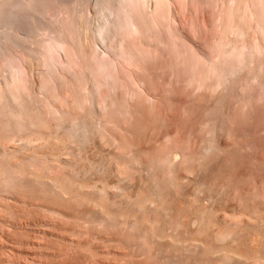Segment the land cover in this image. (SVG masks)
I'll list each match as a JSON object with an SVG mask.
<instances>
[{
    "label": "rangeland",
    "instance_id": "obj_1",
    "mask_svg": "<svg viewBox=\"0 0 264 264\" xmlns=\"http://www.w3.org/2000/svg\"><path fill=\"white\" fill-rule=\"evenodd\" d=\"M118 4L0 0V264H264V0Z\"/></svg>",
    "mask_w": 264,
    "mask_h": 264
},
{
    "label": "bare ground",
    "instance_id": "obj_2",
    "mask_svg": "<svg viewBox=\"0 0 264 264\" xmlns=\"http://www.w3.org/2000/svg\"><path fill=\"white\" fill-rule=\"evenodd\" d=\"M98 1V0H97ZM126 1H129V0H118V3L119 4H123L124 2H126ZM131 1V0H130ZM21 2V1H20ZM20 2H18V4L20 3ZM30 2V1H29ZM133 2V1H132ZM14 3H15V1H14ZM17 3V2H16ZM118 4V5H119ZM130 4V3H129ZM125 5V4H124ZM17 6V5H16ZM122 6V5H121ZM130 6V5H129ZM131 6H132V4H131ZM23 8H24V6H23ZM22 9V8H21ZM122 9H123V7H122ZM129 9V8H128ZM2 10V9H1ZM116 10V9H115ZM124 10H125V8H124ZM4 10H2V12H3ZM15 11H18L19 12V9L18 10H15ZM14 11V9L12 10V12H11V15H16L17 14V12H15ZM123 11V10H122ZM121 11V12H122ZM5 12H7V11H5ZM112 12V11H111ZM22 14V13H21ZM37 14V13H36ZM4 15V14H3ZM17 16H18V14H17ZM68 16V15H67ZM10 17H12V16H10ZM1 18V17H0ZM54 18V17H53ZM2 19V18H1ZM1 21V20H0ZM6 21H7V23H8V20L6 19ZM21 21V20H20ZM2 22V21H1ZM4 22H5V20H4ZM6 23V22H5ZM4 25V24H3ZM11 25V24H10ZM5 27V26H4ZM9 30L10 31H8L9 32V35H13V33H17V32H13L12 34L10 33V32H12L11 30V28H10V26H9ZM56 31V30H55ZM102 31H103V29L101 28V30H99V32H97L98 33V35L100 36L101 35V33H102ZM6 35V34H5ZM7 35H8V33H7ZM52 35V34H51ZM97 35V34H96ZM103 35V34H102ZM6 37H9V36H6ZM15 37V36H14ZM18 37V36H17ZM7 39V38H6ZM6 39H5V41H6ZM14 39V38H13ZM61 39V38H60ZM0 40H1V38H0ZM9 40V39H8ZM52 40H54V39H52ZM13 41H16V40H13ZM102 41H103V39H102ZM47 42V41H46ZM45 42V43H46ZM50 42V43H49ZM49 42L48 43H43V45L45 44V52L47 53V55H48V62L49 63H52V62H54L55 63V59H53L52 58V54H53V51L56 49V48H58V46H59V43H51V42H53V41H50L49 40ZM55 42V41H54ZM61 43H62V41H61ZM15 44H16V42H15ZM12 46H13V44H11ZM61 49H63V48H61ZM2 50V49H1ZM8 52V51H7ZM56 52V51H55ZM54 55H55V53H54ZM104 56V55H103ZM57 57V56H56ZM14 59V58H13ZM18 59V58H17ZM8 60H10V59H8ZM60 60V59H59ZM12 62L14 61V60H11ZM11 61H9V65H11L10 66V68L12 69V70H15L16 69V67H15V65H12V64H14V63H12ZM5 62H7L6 61V59H5ZM105 62V61H104ZM10 63H12V64H10ZM57 63V62H56ZM48 64V63H47ZM53 64V63H52ZM51 64V65H52ZM100 64V63H99ZM6 65V64H5ZM49 65V64H48ZM68 65V64H67ZM53 66V65H52ZM63 66V65H62ZM9 68V69H10ZM21 68V67H20ZM50 68V67H49ZM49 68H47V69H49ZM10 69V70H11ZM111 69V68H110ZM50 71V70H49ZM14 72V71H13ZM24 76V75H23ZM11 77H12V75H11ZM20 78H21V76H20ZM16 80V79H15ZM9 83V82H8ZM53 83V82H52ZM2 94H4V93H2Z\"/></svg>",
    "mask_w": 264,
    "mask_h": 264
}]
</instances>
